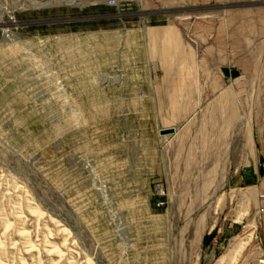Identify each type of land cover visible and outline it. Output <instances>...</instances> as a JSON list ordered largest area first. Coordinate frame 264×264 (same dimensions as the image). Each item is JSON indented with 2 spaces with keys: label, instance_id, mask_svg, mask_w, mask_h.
<instances>
[{
  "label": "rangeland",
  "instance_id": "obj_1",
  "mask_svg": "<svg viewBox=\"0 0 264 264\" xmlns=\"http://www.w3.org/2000/svg\"><path fill=\"white\" fill-rule=\"evenodd\" d=\"M81 2L0 0V264H264L259 196L196 177L160 197L152 176L187 101L237 97L241 163L250 74L218 69L262 70L264 29L218 0Z\"/></svg>",
  "mask_w": 264,
  "mask_h": 264
},
{
  "label": "crops",
  "instance_id": "obj_2",
  "mask_svg": "<svg viewBox=\"0 0 264 264\" xmlns=\"http://www.w3.org/2000/svg\"><path fill=\"white\" fill-rule=\"evenodd\" d=\"M218 2L221 8L230 10L229 17L224 19L225 24L261 26L264 29V0ZM198 4H202L200 0ZM242 10L246 13H238ZM249 11H252L250 15ZM254 31L252 29L251 34ZM259 67L258 59L250 55L243 64L233 60L232 64L218 69L224 79L231 81L238 79L241 73L250 74L245 87L251 93L249 105L256 108L244 120L247 140L241 152V163L238 162V152L229 144L223 149L222 140L223 129L237 128V106L240 103L237 97L187 101L193 108L189 109L188 117L181 124L167 125L163 136L156 133L152 175L155 183L165 187L182 186L189 185L190 178L204 177L210 180V185H221L222 178L226 177L233 190L245 189L253 196L264 194V82L258 84V73L264 68ZM191 168L196 173H191ZM262 204L264 201L259 202V206Z\"/></svg>",
  "mask_w": 264,
  "mask_h": 264
},
{
  "label": "built area",
  "instance_id": "obj_3",
  "mask_svg": "<svg viewBox=\"0 0 264 264\" xmlns=\"http://www.w3.org/2000/svg\"><path fill=\"white\" fill-rule=\"evenodd\" d=\"M97 1L98 3L105 4L106 6H109V7H113L116 5V0H97ZM154 191L158 196L166 197L165 189L161 184L159 183L155 184ZM259 199L261 201H264V194L259 195ZM163 205H164V202L159 201L157 204V207L160 208V207H163ZM259 212L264 213V204H262L261 207H259Z\"/></svg>",
  "mask_w": 264,
  "mask_h": 264
},
{
  "label": "bare ground",
  "instance_id": "obj_4",
  "mask_svg": "<svg viewBox=\"0 0 264 264\" xmlns=\"http://www.w3.org/2000/svg\"><path fill=\"white\" fill-rule=\"evenodd\" d=\"M59 2H63V3H67V4H74V5H76V6H78L79 8L80 7H83L84 6V4L81 2L82 0H58ZM93 1H97V0H93ZM239 248H240V246H239ZM235 253H234V255L237 253L236 251H234ZM230 254H231V252H230ZM231 255H233V254H231ZM224 256H226V255H224ZM223 258V257H222ZM221 258V259H222ZM220 259V260H221ZM224 259V258H223ZM229 259V258H228ZM234 259H235V256H234ZM232 260V259H231ZM223 261V260H222ZM230 261V260H229ZM233 261V260H232ZM236 261V260H235ZM261 263H264V260H262L261 261ZM221 264H223V263H221ZM230 264H232V263H230Z\"/></svg>",
  "mask_w": 264,
  "mask_h": 264
}]
</instances>
